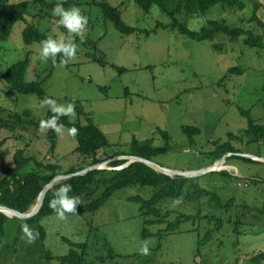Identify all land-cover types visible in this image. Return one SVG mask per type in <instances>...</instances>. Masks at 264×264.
I'll list each match as a JSON object with an SVG mask.
<instances>
[{
	"label": "rangeland",
	"instance_id": "374dc122",
	"mask_svg": "<svg viewBox=\"0 0 264 264\" xmlns=\"http://www.w3.org/2000/svg\"><path fill=\"white\" fill-rule=\"evenodd\" d=\"M11 1H29V13L15 25L11 37L1 43L0 108L20 113L30 110L36 119L50 112L41 107L43 100L37 95L18 93L4 81L3 75L14 63L29 57L26 80L41 82L58 104H72L75 109L70 117L72 122L86 124L87 116H91L107 135L110 145L100 152L101 158L128 153L136 139L142 142L154 138L155 145L161 146L164 144L161 128L169 133L172 149L155 156L154 162L180 170L203 169L213 165L204 154L215 148L214 141H227L229 133L239 134L248 128V118L241 109L250 110V115L264 124V46L247 45V35L234 41L223 33L213 40H194L177 30L156 27L171 23V18L158 6L147 13L134 0H108L112 6L120 7L127 25L140 29L125 35L105 18L99 7L89 0H79L77 7L88 20L86 39L80 43L79 37L59 24L52 10L34 0ZM256 1L263 4L257 15L264 22V0H250L242 11L217 4L206 14L194 17L183 14L178 18L193 31H200L211 20L225 19L230 26H240L264 36V29L252 20ZM28 25L36 26L54 39L73 38L78 45L76 58L63 67L57 62L58 57L56 63L51 59L42 62L41 44L24 41L23 33ZM217 45L222 49L216 48ZM90 54L105 63L93 60ZM233 67L241 68L242 73L229 72ZM120 68L126 71L121 73ZM77 105L88 115L80 116ZM184 125L201 131L191 139L183 131ZM49 130H36L31 126L17 131L0 130V141H3L0 181L4 176L2 160L14 166L13 157L19 149H26L28 156H35L45 164H59L63 171L79 168L85 160L91 161L76 151L77 140L63 126L52 152L47 137ZM232 143L241 152L234 153L224 164L232 166L223 167L230 175L211 172L200 176V183L214 188L224 200L237 197L231 209L214 211L207 204L184 199H168L160 204L164 212H173L170 220L179 213L197 214L200 210L206 214L213 212L215 217L223 219V225L203 247L201 256H198V239L209 228H214L215 222L211 225L208 220L197 218L184 222L162 240L158 236L144 238V221L150 217L142 215L141 203L131 197L148 199L154 188L134 185L114 192L94 213L68 214L63 221L54 214L27 224L34 233H39L31 244L25 242L27 238L20 231L22 219L7 216L0 241V264H63L58 257L68 255L72 243L87 242L89 249L85 255L90 264H251L253 256L264 252V218L254 217L259 214L257 210L248 212L237 205L263 207L264 161L242 157L240 153L264 158V141L249 143L245 137ZM105 168L114 169L110 164ZM36 170L35 162H31L22 174ZM92 200L87 196L79 199L80 204ZM243 213L241 233H238L236 221ZM165 227L166 224L148 225L153 233ZM144 243L150 249L147 255L139 251ZM108 247L119 256L104 262L99 256H108Z\"/></svg>",
	"mask_w": 264,
	"mask_h": 264
},
{
	"label": "trees",
	"instance_id": "16d2710c",
	"mask_svg": "<svg viewBox=\"0 0 264 264\" xmlns=\"http://www.w3.org/2000/svg\"><path fill=\"white\" fill-rule=\"evenodd\" d=\"M40 4L43 8L52 10L54 5L58 2H48L46 0H34ZM94 6L101 9L105 18L110 20L116 28L125 35L133 34L140 29L127 25L122 19V13L120 7L112 6L108 0H89ZM135 3L149 13L153 6H158L164 13L171 18L169 25L158 24L156 27L171 28L177 30L180 33L189 36L194 40H213L217 34L223 33L227 35L230 40L247 35L245 43L253 47L264 46V36L255 34L251 30H246L242 27L230 26L225 19H216L209 21L208 25L203 27L200 31L191 30L188 25L182 22L178 17L185 14L187 17H194L200 14H206L213 6L221 4L223 8H230L233 10H244L250 0H134ZM79 0H66L65 7L78 6ZM263 7L260 2L254 3V15L253 21H257L258 25L264 29V22L257 15V11ZM29 13V1H23L19 3H13L11 0H0V48L1 43L7 41L15 28V25L19 21L26 19ZM148 32V31H146ZM24 41L27 44L39 43L48 38V35L42 33L36 26L28 25L23 33ZM216 48L222 49L221 45H217ZM93 60L105 63L104 60L99 59L97 56L89 55ZM59 57L57 62H59ZM30 58L14 63L9 70L3 75L4 81L9 86L21 94H35L40 100L45 97L52 98L43 88L41 82L33 81L28 82L26 80V74L28 71ZM68 65V64H67ZM118 68V67H117ZM125 68H120V72H125ZM233 73H242V69L239 67H233L229 70ZM77 110L80 116L85 114L82 106L77 105ZM241 112L248 118V128L241 131L239 134L229 133V140L222 142L221 140L214 141L215 148L212 151L205 152V158L212 160L211 164H214L218 159H221L228 153H239L233 146L234 140H243L248 138L249 143H259L264 141V124L258 123L250 114V110L241 109ZM53 114L48 113L44 118L36 119L30 110L24 112H13L4 108H0V130L17 131L20 128L31 126L36 130L40 129V121L49 119ZM87 123L83 124L81 121L72 122L70 117H61L59 123L69 129H77L75 139L78 142L76 151L91 161H83V164L79 168H72L69 171H63V167L59 164L48 163L37 159L35 156H28L26 149H19L15 152L13 160L14 166H8L4 159L2 160L1 170L3 172V179L0 181V204L9 208L19 210L21 212H27L37 201L40 193L44 187L50 183V181L62 174H72L77 171L89 168L93 165L101 164L117 156L135 155L149 160H153L155 156L169 152L172 149L171 137L169 133L161 128L159 132L163 137L164 144L161 146L155 145L154 138L144 140H134L130 151L128 153H115L112 156L101 158L100 152L109 147L110 142L104 131L95 123L93 117L87 116ZM183 131L193 139V137L200 133V128L193 126H183ZM48 140L51 144L52 152L55 151L57 146V134L49 130L47 134ZM232 141V142H231ZM3 145V141H0V147ZM28 146V145H27ZM229 156L228 160L234 155ZM242 156V155H241ZM243 157V156H242ZM31 162H35L37 166L36 171H31L27 174H22V170ZM127 160L117 159L110 163L114 169H96L91 170L84 175H76L69 179L63 180L54 185L46 194L45 201L41 212L29 219H22L23 224H30L36 222L43 216L54 215L55 213L49 207V202L54 198V193L63 185L70 184L72 191L70 195L76 196L78 200L82 196L93 198L90 203L79 204L77 210L73 214L85 215L87 213H94L104 206L114 192L129 186H152L154 193L152 197L144 199L140 196L131 197V199L141 203V213L144 217H150L145 219L142 235L144 238L151 236H158L160 240L165 235L177 231L184 222L194 221L197 218L208 220L212 225L215 222L214 228H209L204 235L198 239V256H201L202 249L205 245L209 244L217 229L223 225V219L215 217L212 213H203L201 210L197 214L179 213L174 220H170L173 215L171 210L164 212L160 208V204L168 199H184L185 201L196 203L201 202L202 205H209L213 210H229L237 203V197L224 200L222 196L212 187H206L200 183L202 177H185V176H170L155 170L142 162H134L130 166L117 169ZM200 168V167H199ZM221 175L227 176L230 173L226 170L218 171ZM100 190H102L100 192ZM264 204V203H263ZM240 210L244 209L248 212L257 210L259 214H255L254 217L261 220L264 215L263 207H251L250 205H237ZM243 213L238 216L236 221V231L240 232V226L244 217ZM8 217L0 212V241L3 238L5 232V222ZM152 224H166L164 229L153 233L149 230L148 225ZM21 231V229H20ZM69 241V240H68ZM73 248L71 252L66 256L58 257L63 264H90L86 260V252L89 249V244H75L72 243ZM107 247V246H106ZM108 256H99L102 261L107 259L118 257L115 251L108 247ZM264 262V252L258 253L250 259L251 264H261Z\"/></svg>",
	"mask_w": 264,
	"mask_h": 264
},
{
	"label": "clouds",
	"instance_id": "9594fccd",
	"mask_svg": "<svg viewBox=\"0 0 264 264\" xmlns=\"http://www.w3.org/2000/svg\"><path fill=\"white\" fill-rule=\"evenodd\" d=\"M66 0H58L52 9V15L58 18V22L75 37H79L80 43L86 39V27L88 24L87 18L82 14L81 9L76 6L65 7ZM39 50L40 60L47 62L49 59L56 63V58L59 57L60 66H66L70 61L77 56L78 45L73 38L54 39L48 37L40 42ZM41 107L47 108L53 115L46 120L40 121V129H51L56 134L62 131V125L59 123L61 117H71L74 112L72 104H58L56 100L45 97L41 103ZM77 129H71V135H76ZM72 186L65 184L61 186L55 193L54 198L49 202V207L61 221L67 219L68 214L76 212L80 201L76 196L70 195ZM24 236L27 238L26 243H34L38 238L39 233H34L27 224L21 226ZM142 255H147L150 251L148 244L144 243L140 249Z\"/></svg>",
	"mask_w": 264,
	"mask_h": 264
},
{
	"label": "water",
	"instance_id": "95a60500",
	"mask_svg": "<svg viewBox=\"0 0 264 264\" xmlns=\"http://www.w3.org/2000/svg\"><path fill=\"white\" fill-rule=\"evenodd\" d=\"M233 153H228L226 155H224L219 161L215 162L212 166L207 167V168H203V169H191V170H180V169H174V168H170V167H166V166H162L156 162H154L153 160H149L147 158H143L140 156H135V155H124L122 156L123 159H127L128 161L121 165L120 167H117V169H123L126 168L128 166H130L132 163L134 162H142L147 164L148 166L154 168L155 170L162 172L164 174L170 175V176H185V177H199L202 175H205L207 173H211V172H218V171H222L223 170V166L224 164L227 162L229 156H231ZM240 155L245 156V157H249L255 160H262L264 161L263 157L257 156V155H253L250 153H240ZM121 156H117L115 158H112L108 161H105L101 164H97V165H93L89 168H85L83 170L77 171L75 173L72 174H62V175H58L56 177H54L50 183H48L44 189L42 190V192L40 193L36 203L27 211V212H21L19 210H15L12 208H9L5 205H1L0 204V212L4 213L6 216L12 217L9 214L6 213L5 209L7 210H12L14 211L17 215H15L14 217H18L21 219H29L32 218L36 215H38L43 207L44 201H45V197L47 192L56 184H58L59 182L69 179L73 176L76 175H84L86 173H88L91 170H96V169H106L105 166L103 165H107L110 164L112 161L120 159ZM230 167H232L230 165ZM229 170V169H228Z\"/></svg>",
	"mask_w": 264,
	"mask_h": 264
},
{
	"label": "bare ground",
	"instance_id": "6f19581e",
	"mask_svg": "<svg viewBox=\"0 0 264 264\" xmlns=\"http://www.w3.org/2000/svg\"><path fill=\"white\" fill-rule=\"evenodd\" d=\"M103 166H105V165H103ZM224 168H231V167H225V166H223ZM233 170V169H232ZM5 211H6V213L7 214H9L10 216H12V217H14L15 215H17L14 211H12V210H7V209H5Z\"/></svg>",
	"mask_w": 264,
	"mask_h": 264
}]
</instances>
